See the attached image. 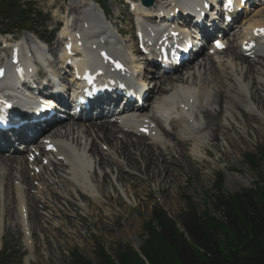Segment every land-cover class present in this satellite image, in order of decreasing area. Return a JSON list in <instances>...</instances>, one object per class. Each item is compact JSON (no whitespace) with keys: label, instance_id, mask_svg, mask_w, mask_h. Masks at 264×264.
<instances>
[{"label":"bare ground","instance_id":"6f19581e","mask_svg":"<svg viewBox=\"0 0 264 264\" xmlns=\"http://www.w3.org/2000/svg\"><path fill=\"white\" fill-rule=\"evenodd\" d=\"M69 1L76 5L70 11L67 10L65 26L60 40L63 41L64 38H68L77 43L81 42L87 47L95 46L96 48L93 50L90 48L92 51L87 50L91 55L101 51L100 48H104L111 52V58L122 59L125 63L128 60L130 61L133 45L127 44L128 46H125L121 41L114 43V28L111 29L106 24L104 21L106 16H103L97 4L91 0ZM187 1L189 0H161L154 9L169 8L173 12V10L179 8L177 3L186 5L184 3H190ZM82 2L85 4H82ZM256 14L254 19H245V17L242 19L244 30L238 38L239 46L237 51H232V55L228 59H222L220 55L216 56L217 58L204 57L201 62L198 61L197 64H194V67L191 69L194 72H189V75L185 74L184 78H174L178 74H171L170 76L161 78L158 73L162 69L159 66L150 67L145 76L146 82L151 80L155 82V86L151 88L146 101L149 102L152 97L153 102L150 106V112L147 111L148 107L146 106L137 107L133 105L128 108L127 112L130 114L118 115L117 120H114L116 122L114 124L97 120V117L104 116V112H102L78 119L69 118L68 122L66 121L55 126L52 132L49 131L53 128L44 132L40 125H36L34 130L36 132H44V135L39 140L37 149L34 152L30 151L29 156L22 163L18 164L19 167H22L20 171L18 168H13L17 164V159H19V150L15 151L17 155H13L6 154L5 150L1 149L0 174L7 172L10 181L13 179L15 181L13 180L14 184L10 185L5 175L0 176V207L4 204V200L2 199L3 189L1 188V182L4 178L7 179L8 190L11 192L7 200L9 206L7 205L8 208L5 211V216L2 217L0 212V236L4 228L15 218V220H18L17 222L25 234L26 245L30 250H34V238L36 234L38 236L35 230H37V227L43 221V217L39 213L41 209H37L38 194L41 195L42 200H47L45 203L48 205L54 203V201H59V199L68 201V198L74 195V200H82L80 202L86 210H88L85 202L86 196L94 200V204L103 205L107 199L103 195V186L98 184L94 177L93 170L96 172H99L102 168L109 170V166H115L117 169L123 170L118 166V163H122L121 161H123L127 164L125 159L121 157L125 155L129 158L125 149L127 145L132 146L133 150L139 152L134 153L132 151L133 155H141L145 148L148 150L147 153L150 150L167 152L169 151L168 148L172 146L173 148L179 146L183 152H186V146L192 142L189 153L195 160L209 158V155L205 152L206 148L215 147L214 144H219L222 141L228 142L227 139L225 140L222 137L217 139L219 135L216 131L219 128L215 130L211 126L209 127V124L206 122L207 111H209L207 106H211V103L215 107H219L221 104L224 105L223 108L226 110L224 118L226 125L229 126V131H233L234 127L230 123L228 124V120L238 125L237 117H239L245 125L247 118L256 120L259 116L264 115V97L261 96L262 92H264V65L260 62L261 59L264 60V36H256L255 34L256 31L264 30V11L262 13L257 12ZM146 15H153V13L147 12ZM141 21L143 22L144 20L138 19V23ZM16 42L21 52H23V56L26 53L30 55V59L36 57L40 60L48 59L49 57L45 44L38 37L30 35ZM7 49L5 48L0 53V67L7 63V60L11 57L12 51H7ZM63 52L61 48L59 51L61 56ZM153 56L157 57L154 54ZM252 56L258 59V61L249 60ZM135 59H138L136 63L141 65L145 61L142 55ZM153 59L156 61L155 58ZM250 75H253L251 81ZM195 80H199V82L195 84ZM162 86L169 88L166 89ZM10 88V82L6 85L2 84L0 86V93ZM161 89L165 95L159 97L162 94L159 92ZM179 106L187 107L189 111L181 113ZM166 115L176 118L171 125V131H168L165 127L164 129L160 124V120L161 123L165 124L163 118ZM144 118L147 119V122H145ZM90 119H96V121L86 123ZM149 120L158 121L155 122L158 129L154 134ZM245 128H247V125H245ZM141 129H149L153 137L146 138L140 134ZM175 132H178L176 134V142L169 141L167 136ZM94 135H96L94 139L90 138ZM20 137L23 138L24 134H21ZM1 140L5 141L6 144L9 143L8 138L3 137ZM227 145L229 144L227 143ZM7 148H14V144L11 143ZM48 148H53L54 152H48ZM152 153H149L147 157L148 163L154 169L157 167L159 173L163 172V162L155 152ZM176 154H178L177 162L182 165L183 161L180 157L185 158V154L180 155L178 149L176 150ZM33 155L36 157L34 161L31 158ZM189 162L191 161L189 160ZM60 165L63 167L62 169L66 177L57 173V168ZM50 167L55 168L54 173H50L48 178L41 177L40 175L46 169L49 170ZM15 170H17V176L14 174ZM37 170L39 171L38 174L36 173ZM112 172L114 173V168ZM116 172L118 174L117 181L120 184V172L118 170ZM37 178L39 183L45 187L46 194H42L40 187L37 188V194H33L32 191L30 192L29 183L30 181L34 183ZM59 184L62 186L57 187ZM121 190L124 199L131 205L132 199L134 200L132 190L124 189L123 187ZM74 192L75 194H73ZM44 195L48 197L44 198ZM52 195L54 198L48 200ZM14 203H16L15 206ZM47 218L49 219V216ZM30 260V258H27L26 262L30 264Z\"/></svg>","mask_w":264,"mask_h":264},{"label":"rangeland","instance_id":"374dc122","mask_svg":"<svg viewBox=\"0 0 264 264\" xmlns=\"http://www.w3.org/2000/svg\"><path fill=\"white\" fill-rule=\"evenodd\" d=\"M159 2H156L155 6ZM36 3L38 9L43 11L44 14L51 16V26L53 28L59 25L60 22L65 23L67 10L70 11L76 5L69 0H36ZM82 4L85 3L82 2ZM108 8L112 21L117 22V25L126 34L122 38L126 44H123L125 46H128L127 44L133 45L135 36L132 34V27H134L135 16L128 8L122 7L120 3L114 0L108 4ZM58 11L60 13L65 12L60 17L57 16ZM263 11L264 7H260L256 12L262 13ZM255 16V13H251L247 15V18H255ZM22 36L29 37L30 35L25 33H14L13 35L18 40H21ZM9 37L11 38L12 36ZM59 41L62 40L59 39ZM57 42L58 40L55 38L47 50L48 55L52 54L54 56L53 53H55V56L52 57L53 59H57V53L61 49L60 42L59 44ZM234 45L235 43L233 42L231 49L221 56L222 59H228L232 55V51H237L233 47ZM257 61L258 59L254 60V62ZM261 61L264 65V60ZM193 67L194 65L185 67L174 78H184L185 74L189 75V72H194V70H191ZM249 78L251 81L253 75H250ZM195 81V84L199 82V80ZM162 87L166 88V86ZM159 92L162 93L159 97L165 95L162 89ZM261 96L264 97V92H262ZM150 102L152 104V97ZM151 104H148V112L151 111ZM207 107L209 111H207L206 122L209 127L211 126L215 130L219 128L216 131L219 135L217 139L220 137L227 139L229 145L222 141L219 144H214L215 147L206 148L205 152H207L209 158H202L203 160L200 159L198 161L189 153L192 142L186 146V152H183L179 146L175 148L172 146L168 148L169 151L167 152L150 150V154L155 152L163 162V172L160 173L157 167H155V170L148 163L147 157L149 153H147L148 150L146 148L141 155H133V152L135 153L136 151L133 150L132 146L127 145L125 149L129 158L125 155V157H121L125 159L128 167L123 161L118 163V166L124 171L117 169L115 166H109V170L102 168L99 172L93 170L94 177L97 183L103 186V195L107 199L103 205L94 204V200L88 196L85 197L88 210L84 208L81 203L82 200H80L81 202L74 200L75 195L69 197L68 201L59 199V201H54V203L49 205L45 203L47 200L44 201L39 197L42 202L37 199V209H41L39 213L43 217V221L35 230L38 236L36 234L34 238V250H30L26 245L22 227L19 226L18 220L14 218L5 227L6 229L4 228L0 236V253L6 252L7 249L17 252L11 257L9 264H28L26 262L27 258L31 259L30 264H71V254L73 252H78L87 260L96 263V241H99L112 257L116 256L121 245H128L136 252H139L148 238L145 224L150 221L155 206L165 210L170 218L177 221L179 227H181L180 216L189 210L191 205L196 208L200 215L209 213L211 217L225 224L226 218L224 214L214 208L215 199L219 197L217 191L218 177L222 178L221 187L225 197L234 196L246 190L254 191L264 184V160L260 156V152L264 150V115L259 116L256 120L247 118L245 120L247 128H245L244 122L239 117H237L238 125L228 120V124L230 123L234 127L233 131H229V126L226 125L224 118L226 114V110L223 108L224 105L221 104V106L215 107L211 103V108H209L210 105ZM208 109L206 108V110ZM178 132L168 135V140L176 142V134ZM94 137L96 135L90 138L94 139ZM96 145L98 144L96 143ZM177 149L180 155L185 154L186 156L185 158L180 157L183 161L182 165L177 162ZM23 156L20 155L18 157L19 159H17L14 169L18 168L19 171L21 170L22 167H19L18 164L26 159ZM248 156H254L258 160L257 168L252 167ZM62 168L60 165L57 168V173L66 177ZM113 168L114 173L112 172ZM117 170L120 172V184L117 181ZM16 171H14L15 176L18 175ZM54 171L55 168L50 167L49 170L46 169L40 176L48 178L49 174L54 173ZM2 175L6 176L10 185L14 184V179L10 181L7 172H2L0 176ZM36 181H38V178ZM7 185V181L4 178L2 180V195L6 200H8L10 195ZM58 186L62 185L59 184ZM28 187L30 192L33 190L36 192L32 181H30ZM122 187L132 190L134 200L132 199L131 205L124 199ZM43 197L48 196L44 195ZM52 198H54L53 195L48 200ZM15 205L16 203H14ZM7 208V206L6 209L2 208L1 211L3 212L4 210L2 215H5ZM47 216H49V219Z\"/></svg>","mask_w":264,"mask_h":264},{"label":"trees","instance_id":"16d2710c","mask_svg":"<svg viewBox=\"0 0 264 264\" xmlns=\"http://www.w3.org/2000/svg\"><path fill=\"white\" fill-rule=\"evenodd\" d=\"M98 1L107 5V0ZM20 2L1 0L0 18L29 24L31 14L36 12L20 6ZM260 156L264 160V150ZM248 159L257 168L258 160L254 156ZM221 185L222 178L218 177L219 197L214 208L224 214L225 224L209 213L200 215L191 205L180 216L179 227L177 221L155 206L145 224L148 238L139 252L121 245L112 257L96 241V263L73 252L71 264H264V184L230 197H225ZM13 255L2 253L0 264H9Z\"/></svg>","mask_w":264,"mask_h":264},{"label":"snow or ice","instance_id":"6c2138e0","mask_svg":"<svg viewBox=\"0 0 264 264\" xmlns=\"http://www.w3.org/2000/svg\"><path fill=\"white\" fill-rule=\"evenodd\" d=\"M229 3H231V0H229ZM260 31L264 32V30H260Z\"/></svg>","mask_w":264,"mask_h":264}]
</instances>
